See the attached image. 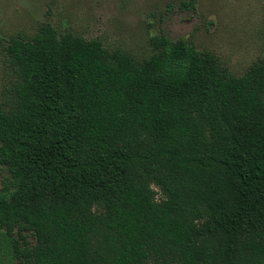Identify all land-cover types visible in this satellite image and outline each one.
I'll return each instance as SVG.
<instances>
[{
    "label": "trees",
    "instance_id": "16d2710c",
    "mask_svg": "<svg viewBox=\"0 0 264 264\" xmlns=\"http://www.w3.org/2000/svg\"><path fill=\"white\" fill-rule=\"evenodd\" d=\"M151 47L7 41L0 264H264V59Z\"/></svg>",
    "mask_w": 264,
    "mask_h": 264
},
{
    "label": "rangeland",
    "instance_id": "374dc122",
    "mask_svg": "<svg viewBox=\"0 0 264 264\" xmlns=\"http://www.w3.org/2000/svg\"><path fill=\"white\" fill-rule=\"evenodd\" d=\"M44 23L137 61L161 36L214 54L234 76L264 59V0H0V92L12 80L7 41L30 39Z\"/></svg>",
    "mask_w": 264,
    "mask_h": 264
}]
</instances>
